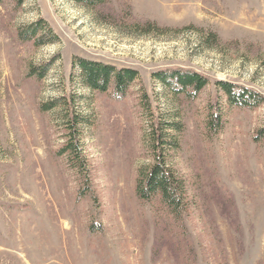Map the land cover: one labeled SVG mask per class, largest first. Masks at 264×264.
<instances>
[{
    "label": "rangeland",
    "instance_id": "rangeland-1",
    "mask_svg": "<svg viewBox=\"0 0 264 264\" xmlns=\"http://www.w3.org/2000/svg\"><path fill=\"white\" fill-rule=\"evenodd\" d=\"M78 58L137 78L122 99L89 90ZM171 69L208 84L171 95L154 78ZM217 80L264 97V0H2L0 264H264V102L230 106ZM165 124L183 226L137 195Z\"/></svg>",
    "mask_w": 264,
    "mask_h": 264
},
{
    "label": "trees",
    "instance_id": "trees-1",
    "mask_svg": "<svg viewBox=\"0 0 264 264\" xmlns=\"http://www.w3.org/2000/svg\"><path fill=\"white\" fill-rule=\"evenodd\" d=\"M73 1L87 7H95L97 5H103L107 0ZM16 2L20 5L22 0H16ZM40 24V22L36 23L30 30L33 37L39 31H45L43 29L45 25ZM137 26L144 30V34L152 30L157 32L161 31V28L153 22L138 23ZM162 29L164 30L166 28ZM34 40L36 44L39 41L37 38ZM205 41L210 42L207 39ZM72 67L74 71L79 72L77 77L82 87L99 92H106L109 88H112L113 96L118 99H122L126 95L137 78L135 70L117 69L113 65L83 58L75 59ZM154 78L171 95L184 94L195 97L208 84V79L197 72L180 69H171L169 71L155 73ZM215 85L226 97V102L230 106L254 109L264 102L262 95L237 84L217 80ZM213 109L216 110L215 113L213 112L215 120L219 123L221 110L218 111L217 106H214ZM79 124V117L69 122L68 130L70 131V137L66 150H70L71 153H74L78 148ZM160 128L163 134L159 133L156 139L151 140V142L153 141L152 146L154 150L153 163L139 174L136 187L137 195L142 200L156 199L162 202L174 219L179 218L181 220L183 211L187 208L188 204L186 202V190L183 180L171 166L169 155H167L169 141L166 137V131L169 127H166L165 124V127ZM71 159L73 162H76L75 164H78L79 158L77 155H71ZM180 225L183 226V220H181Z\"/></svg>",
    "mask_w": 264,
    "mask_h": 264
}]
</instances>
